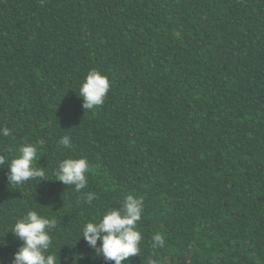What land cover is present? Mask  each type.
<instances>
[{
    "label": "trees",
    "instance_id": "obj_1",
    "mask_svg": "<svg viewBox=\"0 0 264 264\" xmlns=\"http://www.w3.org/2000/svg\"><path fill=\"white\" fill-rule=\"evenodd\" d=\"M92 69L110 90L87 111ZM3 127L0 155L37 146L47 180L9 185L0 168V236L36 210L57 219L61 264H114L80 229L131 194L144 211L129 264H264V0H0ZM68 157L89 162L79 193L56 181ZM4 239L12 264L21 242Z\"/></svg>",
    "mask_w": 264,
    "mask_h": 264
},
{
    "label": "clouds",
    "instance_id": "obj_2",
    "mask_svg": "<svg viewBox=\"0 0 264 264\" xmlns=\"http://www.w3.org/2000/svg\"><path fill=\"white\" fill-rule=\"evenodd\" d=\"M110 90V82L106 75L96 69L90 70L79 87V97L83 99L82 107L87 111L94 110L104 102ZM8 127L0 129V135L10 136ZM59 144L67 148L70 137L65 135ZM38 148L25 143L19 148L18 154L11 159L0 155V168L7 167V180L9 185H22L29 180L37 178L47 180L45 167L34 164ZM89 162L86 157H68L61 160L56 169V181L63 185L74 186L76 192H81L88 184ZM96 193H84L81 199L91 204ZM144 211V201L141 197L126 195L118 208L106 210L99 218L86 222L80 229L79 240L87 243L94 256H99L106 262L114 264H129V258L139 256L142 234L137 224ZM57 219L48 218L36 210H28L26 214L14 221L11 229L0 236V247H6L4 239L6 233H12L21 242L14 253L12 264H61L59 255L50 251L52 233L56 229ZM78 240V241H79ZM99 242V244H98ZM165 247V238L160 233L151 237L153 253ZM60 251V250H59ZM80 258V257H79ZM76 264L74 257L66 256L64 264ZM148 264H159V258H149Z\"/></svg>",
    "mask_w": 264,
    "mask_h": 264
}]
</instances>
